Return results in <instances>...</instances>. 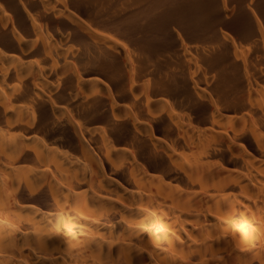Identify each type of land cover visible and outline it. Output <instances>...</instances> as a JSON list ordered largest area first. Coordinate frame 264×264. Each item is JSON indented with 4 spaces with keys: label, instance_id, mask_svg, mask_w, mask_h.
<instances>
[{
    "label": "bare ground",
    "instance_id": "obj_1",
    "mask_svg": "<svg viewBox=\"0 0 264 264\" xmlns=\"http://www.w3.org/2000/svg\"><path fill=\"white\" fill-rule=\"evenodd\" d=\"M0 264H264V0H0Z\"/></svg>",
    "mask_w": 264,
    "mask_h": 264
}]
</instances>
